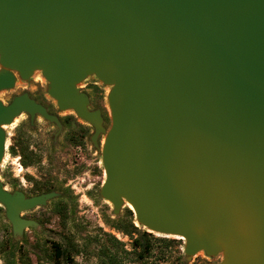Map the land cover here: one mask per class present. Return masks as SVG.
I'll use <instances>...</instances> for the list:
<instances>
[{
	"label": "water",
	"instance_id": "obj_1",
	"mask_svg": "<svg viewBox=\"0 0 264 264\" xmlns=\"http://www.w3.org/2000/svg\"><path fill=\"white\" fill-rule=\"evenodd\" d=\"M35 72L59 111L93 125L114 214L131 204L187 259L221 254L200 264H264V0H0V91ZM90 78L107 88V127L88 109ZM23 112L61 129L28 91L0 99V166ZM58 194L0 180L13 236Z\"/></svg>",
	"mask_w": 264,
	"mask_h": 264
},
{
	"label": "rangeland",
	"instance_id": "obj_2",
	"mask_svg": "<svg viewBox=\"0 0 264 264\" xmlns=\"http://www.w3.org/2000/svg\"><path fill=\"white\" fill-rule=\"evenodd\" d=\"M90 79L95 81L94 78ZM96 83L100 104H102L101 107L105 114L104 124L107 127L110 123L109 110L106 102L107 88L99 81ZM45 84V79L41 73L35 72L30 81L17 80L13 88L0 91V99L6 103L14 94L21 93L22 91H28L30 95L35 93H40V95L43 93L46 94ZM46 96L49 97L47 94ZM69 112V110L60 111V114L64 115ZM50 124L51 122L43 118L39 119V121H35L34 119L33 124L28 123L27 114L23 112L11 124L5 126L7 143L4 159L0 166V180L6 189L12 190L17 179V174L20 173L16 165V160L17 162L20 161L18 160L19 152L17 147L13 146L14 139L20 135L27 139L30 146L33 145L39 149L37 152L39 155L37 170L34 167H30L36 163L29 165V167H25L26 165L22 163V166L25 167L23 169L25 176L28 178V175H30L33 180L38 178V181H45L47 179L49 169L51 168L49 165V150L52 149L50 135L54 130ZM63 138V135H61L58 139L59 146L55 148L58 156L64 155L65 151H71L69 150V145L65 143ZM99 144L101 145V141ZM13 149L17 151L13 152ZM91 152L90 157L92 161H95V159H97V162L101 160L97 147L93 145ZM59 175L63 177L64 172L60 171ZM68 177L71 178L73 175ZM103 179L104 172L102 168V181ZM77 186L79 188V185ZM57 200H62L66 203V216L64 220L53 211L54 203ZM127 209L131 210L127 204H124L120 211L114 214L111 203L102 198L97 191L93 193L86 192V190L77 192V190L75 191V189L69 188L59 199L51 198L46 205L36 206L33 209L24 211L22 215L35 219L38 222V226H29L24 229L21 237H14L11 231V225L5 217L4 208L0 204V244L4 245L6 240H10L16 248V260L25 259L28 256L35 262L40 257L45 264H53L47 253L50 251V241L55 240L72 251L74 255V262L72 264H98L97 252L100 245L103 243L109 244L108 234H112L119 241H122L125 249H131L132 236L116 229L112 226V221L117 222L124 218L130 219L137 226V231L134 232L133 237L146 230V228L136 223L133 211L131 210L132 214H128ZM153 234L155 236H163ZM165 237H172L177 240L175 244L167 249L166 259L158 260L157 257L159 256H156L157 250L161 246L159 242L155 241L151 256H148L143 261L129 262L126 264H200L207 260L218 261L221 259V254L208 257L202 251L195 253L190 259H187L183 251V239L173 236ZM0 264H4L2 252H0ZM17 264L24 263L19 260Z\"/></svg>",
	"mask_w": 264,
	"mask_h": 264
},
{
	"label": "flooded vegetation",
	"instance_id": "obj_3",
	"mask_svg": "<svg viewBox=\"0 0 264 264\" xmlns=\"http://www.w3.org/2000/svg\"><path fill=\"white\" fill-rule=\"evenodd\" d=\"M96 84V81L90 79L82 84L81 87L88 96V109L94 110L100 108L101 116L105 118V114L101 107L102 104H100V98L97 92L98 86H96ZM46 94L43 93L40 95V93H35L30 96L46 107L49 113L57 115L61 123V129L59 132L58 127L54 122L50 124L54 130L50 135L52 149L49 150V165L51 168L49 169L48 177L45 181H38V178L35 180L27 178L23 169H25V167H29V165L25 167L22 166L21 154L19 153L18 160L20 161L17 162L16 160V165L18 172L21 174H17V179L12 190L15 188L20 189L27 196L55 190L59 193L54 197L56 199L62 197V194H65L69 188L75 189L77 192L82 190H86V192L89 193H93L95 191L98 192L102 181V165L101 160H98V162L97 159L92 161L90 157L93 148V143L90 140V135L94 131L93 125L90 122L78 117L73 110H69V113L61 115L56 102L50 96L47 97ZM27 118L28 123H30V117L28 114ZM41 118L43 117L39 114H36L34 117L35 121H39ZM56 132L58 133L55 134ZM61 135H63V139L65 143L69 145V150L71 151H65L64 155L58 156L55 148L59 146L58 139ZM100 141L101 137L98 138V142ZM29 148L33 149L36 153L39 151V149L33 145H29ZM30 167H34V169L37 170L38 165L36 163ZM60 171L64 172V175H62L63 177L59 175ZM72 175L73 177H68ZM39 182L45 184L46 186L40 190L37 189L36 186ZM77 185H79V188Z\"/></svg>",
	"mask_w": 264,
	"mask_h": 264
},
{
	"label": "trees",
	"instance_id": "obj_4",
	"mask_svg": "<svg viewBox=\"0 0 264 264\" xmlns=\"http://www.w3.org/2000/svg\"><path fill=\"white\" fill-rule=\"evenodd\" d=\"M13 146L17 147L18 152L21 154V162L24 165H32L39 161V155L33 149L29 148V142L22 135L14 139ZM16 151L13 149V152ZM28 178L32 179V176L28 175ZM44 186L46 185L38 183L36 188L40 190ZM53 211L64 220L66 216V203L62 200H57L54 203ZM127 213L132 214V211L127 209ZM111 224L116 229L132 236L131 249H125L122 241H119L114 235L108 234L109 244L103 243L98 249V264H126L129 262L143 261L153 254L155 241L159 242L161 246V248L157 250L156 256H159L157 257L158 260H164L167 256V249L177 241L172 237L155 236L152 232L147 230L133 237L134 232L137 231V226L127 218L117 222L112 221ZM49 249L50 251L47 255L50 257L53 264H72L74 262L72 251L58 241L51 240ZM0 252L3 253L4 264H17L19 260L24 264H45L40 257H38L35 262L28 256H26L25 259L16 260V248L10 240H6L4 245L0 244Z\"/></svg>",
	"mask_w": 264,
	"mask_h": 264
},
{
	"label": "bare ground",
	"instance_id": "obj_5",
	"mask_svg": "<svg viewBox=\"0 0 264 264\" xmlns=\"http://www.w3.org/2000/svg\"><path fill=\"white\" fill-rule=\"evenodd\" d=\"M16 119V118H15ZM2 160H3V158H2ZM18 166H19V163H18ZM19 169V168H18ZM20 171V170H19ZM104 172V171H103ZM125 204H127L131 209H132V206H131V204H129V203H125Z\"/></svg>",
	"mask_w": 264,
	"mask_h": 264
}]
</instances>
